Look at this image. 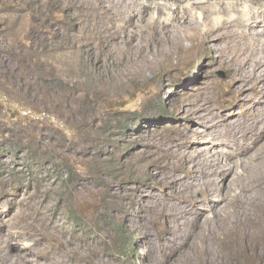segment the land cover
<instances>
[{
	"label": "rangeland",
	"instance_id": "374dc122",
	"mask_svg": "<svg viewBox=\"0 0 264 264\" xmlns=\"http://www.w3.org/2000/svg\"><path fill=\"white\" fill-rule=\"evenodd\" d=\"M180 2L0 0V264H264V92L171 51Z\"/></svg>",
	"mask_w": 264,
	"mask_h": 264
},
{
	"label": "bare ground",
	"instance_id": "6f19581e",
	"mask_svg": "<svg viewBox=\"0 0 264 264\" xmlns=\"http://www.w3.org/2000/svg\"><path fill=\"white\" fill-rule=\"evenodd\" d=\"M247 1H249V3L239 7L238 0H183V3L180 2L181 4L178 3L177 5L171 6V11L169 13L171 15V23L176 27V30H174L176 32L173 31L171 37V51L174 49H181V43L185 39L191 40L192 43H195L196 47L198 44H202L205 49H210L212 45L215 44L218 50L217 60L232 66V72L230 73L231 79L229 78L230 84L228 89H226L227 91H225L226 93H243L246 90L264 92V11H259L254 5H257L260 0ZM197 6H200V11H197ZM200 16L202 17L201 21L199 20ZM180 24L184 27L185 24L187 25L185 29L183 28L185 30L183 33L181 32ZM196 111L202 115L206 113L211 114L209 122L215 123V117L212 114L210 103H201L196 108ZM254 121L255 123L258 122L259 125H254L251 128L249 127V123L234 124L233 134L236 136L242 135V137L246 134L260 136V133L264 131V115ZM234 138L236 137L234 136ZM185 147L187 148V145ZM164 155L165 153L162 156ZM180 161L182 160H179V164H181ZM164 165V163L161 165V170ZM158 172L159 171H152V177H156ZM176 178L177 176L171 175V172H164L162 181L166 187V198H171V188L173 192V181L176 180ZM174 192H176V190ZM209 197L210 196H205L204 198ZM174 198L182 200L185 197L179 194L177 197L174 195ZM160 216L165 217V213H163L162 210L156 215V219L160 218ZM34 218L35 215L33 214L32 219ZM32 225L37 226V222L33 220ZM42 225L45 228L58 229V221L56 218L45 224L42 221ZM49 235L51 234H46L47 237ZM43 237L42 235L35 238L34 245L36 249L37 246H40V240ZM77 247L80 248V246ZM29 250L31 251V249ZM68 251L69 250L65 252ZM50 258L51 262L49 264H64L63 259H57L53 254Z\"/></svg>",
	"mask_w": 264,
	"mask_h": 264
}]
</instances>
